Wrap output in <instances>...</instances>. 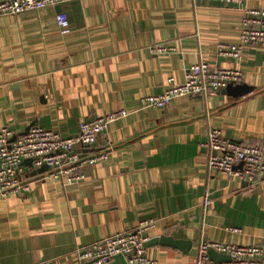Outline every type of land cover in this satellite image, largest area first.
<instances>
[{
    "label": "crops",
    "instance_id": "0c3cea01",
    "mask_svg": "<svg viewBox=\"0 0 264 264\" xmlns=\"http://www.w3.org/2000/svg\"><path fill=\"white\" fill-rule=\"evenodd\" d=\"M59 11L68 32L57 24ZM241 18L237 7L214 0H72L0 16V127L21 134L40 125L67 136L93 116L129 111L90 147L111 149L106 160L85 166L82 180H38L43 172L23 164L31 190L0 198V264H92L79 261L78 246L146 218L157 220L148 240L165 234L191 242L186 250L149 245L158 264H193L201 238L264 245V180L251 185L209 170L214 152L202 145L210 127L264 145V50L247 46L239 58L215 53L217 42L237 41ZM161 41L173 50L151 53L148 46ZM200 57L240 69L252 91L140 107L168 77L182 82ZM103 264L126 263L116 256Z\"/></svg>",
    "mask_w": 264,
    "mask_h": 264
},
{
    "label": "built area",
    "instance_id": "2783aa9c",
    "mask_svg": "<svg viewBox=\"0 0 264 264\" xmlns=\"http://www.w3.org/2000/svg\"><path fill=\"white\" fill-rule=\"evenodd\" d=\"M72 0H0V16L16 15L25 11H38L46 6H57ZM194 3L197 0H192ZM237 7L241 13L238 39L235 42H217L218 56L239 58L243 48L258 47L264 50V6H249L247 0H214ZM55 19L62 32L69 31L68 16L64 11L56 13ZM153 54L173 50L165 42H154L148 46ZM243 72L235 67H220L200 57L188 66L184 80L176 82L167 78V85L158 94H148L140 98L141 108L164 109L174 98L182 96H202L214 94L228 83H239ZM129 114L125 108L112 110L80 122L75 134L63 136L59 132L40 125H32L23 134H17L10 126L0 127V198L10 194H24L31 190V177L23 168V161L30 158L27 168L37 169L46 165L47 169L36 175V179H60L64 184L75 183L84 178V168L88 164L108 158L111 146L88 152L99 137L106 132L109 124ZM16 137L11 140V138ZM202 145L209 151L207 167L226 174L238 181L251 185L264 180V145L244 143L226 137L215 127L208 128ZM29 166V167H28ZM210 203V193L206 192L202 205ZM156 219L140 220L124 231L96 239L78 246L80 262L92 264L109 262L122 256L126 264H158L148 255L147 231L156 225ZM234 231L239 228L234 227ZM224 253L229 260L215 261L209 250ZM193 264H264V245L234 244L201 238Z\"/></svg>",
    "mask_w": 264,
    "mask_h": 264
},
{
    "label": "water",
    "instance_id": "95a60500",
    "mask_svg": "<svg viewBox=\"0 0 264 264\" xmlns=\"http://www.w3.org/2000/svg\"><path fill=\"white\" fill-rule=\"evenodd\" d=\"M253 87L245 82H239V83H228L225 87L221 88L219 92L222 95H227L231 97H237L241 96L243 94H246L250 91H252ZM31 126H28L21 134L27 132ZM16 137L14 135L11 140H13ZM32 160L30 158L25 159L23 163L31 164ZM47 169L46 165H42L41 167L37 169H33V172H43ZM246 182V181H243ZM152 244H163V245H170L173 247H178L181 250H186L188 246L191 244L190 241L183 240V239H177L174 238L172 235H160L156 236L154 238H151L147 240L146 245H152ZM210 257L215 261H224L229 260V256L224 253H218L215 250L210 249L209 250ZM91 263V262H90Z\"/></svg>",
    "mask_w": 264,
    "mask_h": 264
}]
</instances>
